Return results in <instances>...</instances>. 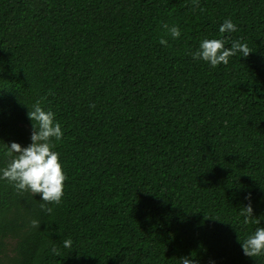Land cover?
Listing matches in <instances>:
<instances>
[{"label": "trees", "instance_id": "1", "mask_svg": "<svg viewBox=\"0 0 264 264\" xmlns=\"http://www.w3.org/2000/svg\"><path fill=\"white\" fill-rule=\"evenodd\" d=\"M212 38L252 52L194 60ZM37 101L64 195L0 179V264H264L239 242L264 227V0H0V168Z\"/></svg>", "mask_w": 264, "mask_h": 264}, {"label": "clouds", "instance_id": "2", "mask_svg": "<svg viewBox=\"0 0 264 264\" xmlns=\"http://www.w3.org/2000/svg\"><path fill=\"white\" fill-rule=\"evenodd\" d=\"M194 5H198V0H194ZM163 27L169 32L172 38H179L181 32L178 26L164 24ZM237 31L231 19L224 20L219 28L221 34ZM161 45H167V40L161 39ZM225 39H204L200 42L198 50L192 57L194 60L202 59L212 67L229 63V58L242 54L248 57L251 49L246 43L239 40L233 41L230 48L225 47ZM94 107V105H93ZM32 121L31 143L27 147H22L18 143H11L8 147L7 156L10 158L6 167L0 168V179L8 180L13 184L17 192H31L34 196L39 194L42 198L40 208L48 214L53 212L48 205H59L64 195V184L67 176L63 165L60 162V153L53 149L56 145L53 140L59 142L63 138V132L59 122L54 119L51 110L45 111L40 102L37 101L27 113ZM249 201L246 207L241 209L240 215L244 216V223L254 222L260 225L259 219L253 218V208L251 205V194L246 197ZM31 226L39 228L37 220L31 221ZM241 243L243 254L247 257H259L264 255V227H257L254 233L248 235ZM71 238L63 242L65 248L72 246ZM54 253L57 249H52ZM182 264H194V260L188 257L181 258Z\"/></svg>", "mask_w": 264, "mask_h": 264}]
</instances>
